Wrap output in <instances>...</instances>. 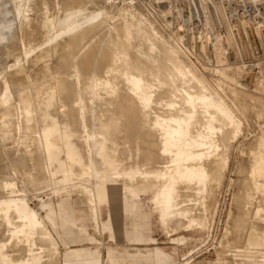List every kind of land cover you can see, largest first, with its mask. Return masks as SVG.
Returning <instances> with one entry per match:
<instances>
[{
  "label": "bare ground",
  "instance_id": "1",
  "mask_svg": "<svg viewBox=\"0 0 264 264\" xmlns=\"http://www.w3.org/2000/svg\"><path fill=\"white\" fill-rule=\"evenodd\" d=\"M103 1L107 3L7 0L10 7L4 6L12 28L0 32V54L17 63L13 69L0 70V134L15 136L19 148H14L17 167L8 164L0 170V264H54L55 256L60 260V243L50 228L58 216L52 201H42L40 208L30 198L58 192L56 179L63 185L68 181V190L60 192L76 191L83 197L77 202L96 228L99 199H113L110 192L115 190L137 196L150 193L151 209L168 236L181 228L206 229L207 218L216 209L217 188L229 170L230 141L240 134L246 118L257 116V109L264 114L259 83L252 84L257 93L250 89L251 81L240 77L237 80L248 86L243 90L235 85L226 91L218 84L230 103L189 58H200L208 70L220 61L237 65L234 57L260 41L264 17L259 23H247L240 14L229 20L225 0H195L188 14L193 11L209 28L207 36L188 27L189 18L179 7L182 2L176 0L177 22L167 20L166 28L173 30L178 46L172 33L159 31L138 7L95 8ZM215 25L218 31L213 30ZM203 43L209 45L214 63L206 61L209 52L197 53ZM252 55L253 64L242 61L240 66L255 70L264 63ZM32 56L40 63L35 68L27 64ZM246 151L248 165H242L237 192L244 201L236 200L233 224L228 214L221 245L230 244V233L239 236L237 221L245 214L250 218L253 197L264 196V129L250 139ZM21 160L35 162L30 172L22 171ZM17 170L23 175L22 186ZM34 183L38 185L29 190ZM132 208H137L135 203L111 204L117 213ZM258 220L264 222V208L256 209L244 227L242 245L233 238L235 250L264 239ZM64 225H70L68 220Z\"/></svg>",
  "mask_w": 264,
  "mask_h": 264
},
{
  "label": "rangeland",
  "instance_id": "2",
  "mask_svg": "<svg viewBox=\"0 0 264 264\" xmlns=\"http://www.w3.org/2000/svg\"><path fill=\"white\" fill-rule=\"evenodd\" d=\"M106 1H107L106 4L103 1L102 4L99 3V4L95 5V8H97V6L99 7L101 5H105V7L109 8V6H111L110 9L115 10L119 6H126L127 5L126 7H129L132 9L134 7L137 10V7H138L140 9V10L139 9L138 10L142 14L145 13V17L147 19H149V21L151 20V21L155 22V26L159 31H164L163 33L169 32L168 35H171V33H172L171 36L174 37V38L172 37L173 40L175 41L174 43H175V45H178L179 40H177L174 33L171 32L173 30H171V28H169L170 26L166 28V26H168L167 25L168 21H172V19H173V22L174 21L177 22V20L175 18L177 13H176V11L173 12L174 9L177 10V8H176L177 5L175 3H173V2H176V0H173V1L170 0L171 2L169 0H168L169 2H167V0H165L166 1L165 3L162 2L164 0H160V1L158 0L159 2L158 1L156 2V0H105V2ZM151 1L152 2L155 1V2H153V4H152ZM179 1L182 2L181 3L182 5H184V3L186 4L185 6L181 5L182 6V8H181V6H179L180 2H178V6L180 7V10L183 9V15H184L185 19H188V18H189L188 20L196 19L195 15H194L195 13H193V11H192V13H191L192 15H190V14H188L189 12L187 10L191 7V5H193V6L195 5V3H196L195 0H193L194 2L192 0H184L185 2L183 0L182 1L179 0ZM188 1H190V2H188ZM148 2H149V4H148ZM187 3L190 4V6H188ZM191 3H193V4H191ZM6 4H7V0H0V29H1L0 32H4V31L12 28V26H10V22L12 19H11V16L8 15L9 10H8V8L4 7ZM115 4H117V5H115ZM156 4L158 6H160V5L161 6L158 7ZM163 4H165L164 6H166V4H167L166 7L168 9L167 8L166 9L169 12L164 10L165 7H163ZM112 5L115 7L112 8L113 7ZM263 5H264V3H263ZM7 6L10 7V4L8 3ZM153 6L154 7L156 6V7L154 8ZM171 6L173 7L172 9H171ZM161 7H163V11L161 10L162 9ZM92 10H94V9L90 8L88 11H92ZM171 11H172V13H171ZM164 12H166V13H164ZM159 13L160 14L162 13V14L160 15ZM170 13L173 15L171 16ZM163 14H165L166 17ZM193 15H194V17H193ZM162 16H163V18H165L166 21L163 20ZM172 17H174V18H172ZM190 17H193V18H190ZM196 22H197V24L195 26H189L188 25L190 27V29L195 30V31L198 30L199 33L201 31H203L204 33H206L207 36H210L211 32L209 31V28L206 25H202L198 21H196ZM2 25H3V27H2ZM218 29H219V27L217 25H215L213 28L214 31H218ZM195 34L198 35V32H195ZM193 43H189V44L194 48ZM196 44H197V46H199L198 40H197ZM178 46H180V45H178ZM0 50H1V40H0ZM204 52H209V45H206L205 43H203L201 45V51L197 52V53L201 54ZM229 52H230L231 57H232L231 50ZM252 53L257 55L259 59H262L264 61V31L261 33L260 41H258V43H256V45H254L252 42L251 47H249L247 45L245 51H242L241 54L236 55L234 57L235 59L233 58L235 60V62L238 63L237 65H228L229 63H227L226 61H223V62L220 61V62H216V64H217L216 67L214 66L211 68V70H208L209 67H208L206 62H205L206 63L205 68H207V69L202 67V65H201L202 60L200 58L197 60L195 56L190 55V57H189V55L188 54L187 55L194 62L197 69L201 73L206 75V78L209 81V83L216 88L217 87L219 88L218 84H220L224 90L229 91V90H231V88H233L236 85L237 87H239L243 90V89L247 88L248 86L245 83H241L237 80V78L240 77L242 80H244L243 82L251 81L249 87L252 91H255L256 93L259 90H257V88H255L254 85H252V84L254 82H256V84L259 83L261 85L262 92H263V89H264V70H262V69H264V66H263L264 63H260V64L256 65L257 68L255 70H253L252 68H249V67L247 68V66H240L242 61L245 62L247 65H251L254 63V60L256 58L252 55ZM209 56H210L209 60H206V61L207 62L210 61L211 63H214L215 61L212 59L210 52H209ZM1 59L5 63H3L1 61ZM30 59H32V60H30ZM184 60L187 61L185 58H184ZM19 61H20V63H23L25 61V58L21 57L19 59ZM29 61L27 64H29V66H31L32 68H35L36 66H38V64H40L39 62H36V60L34 59L33 56H32V58L31 57L29 58ZM0 62H1L0 63V70L2 68H3V70L13 69L15 67V64L17 63L16 60L13 61L11 58H7L3 55L1 56V54H0ZM229 66H231V67L229 68ZM260 66L263 68H260ZM219 91L230 103H232V101L228 98L227 94H224L225 91H222L221 88H219ZM157 108H159L158 110L161 109L160 111H162L163 107L158 106ZM256 113H257L256 117L250 115V117L246 118L243 121V124L240 128V134H238V136L236 138L232 139L229 143V146H228V149L230 150V153L228 154L229 170L225 172L224 179H223L220 187L217 188L216 209L211 213V215L208 216V218H207V224L208 225H207L206 229H202V230L192 229L191 230V228H190V230H189V228H186V229L181 228L182 231L181 230L180 231L177 230L178 232L174 231L175 233L172 232L173 234L171 233L168 236V234H166L165 230H163V226H162L161 222L159 221L157 213L153 212V209H151L153 206H152V203L150 201V197H151L150 193H141L137 196L134 193L120 192V191H115V190L113 191V193L115 194V197L113 199L111 198V200H112L111 204H114L115 202L121 203L122 199H126L127 202L124 204H127V205H131L132 203H135V206H137V208H132L130 211L135 213V215H136V222H135L136 227L142 228L145 224H147V228L144 231L145 236L147 238L152 237L153 239H155L154 241L135 242L134 247H137L140 249L145 248V247H147L149 249H154L155 247H158L159 249L164 251L166 254H168V256L165 260H162V261L158 262L157 264H259L260 260L263 259L261 255L264 254V244L259 245V247L256 248L257 250L256 249H250L247 247H244L242 250H235V244L233 243L234 242L233 238L236 237L235 243L236 242L238 243V241H240L238 244H240V243H241V245L243 244L244 236H245V233L247 230L244 227H248V225L252 221L253 211H255V209L257 207H262L260 205H264L263 204L264 202H262V201H260V204H257V203L255 204L256 197H253L254 203L250 204V206L253 208V209L251 208V211L252 210L253 211H252V214L250 215V218H248L249 215L247 217V215L245 214V215H243L244 218H242L243 217L242 216L241 219H239V221H237V223L241 227L240 228L241 231H240L239 236H238L239 238L236 236L235 232L230 233L228 235V238L230 240V244L228 246H226L224 244H222V245L220 244V242L223 240L222 235H223L224 228L226 226V222L228 220V214H230L232 216L229 221L231 224H233V222H234L233 218H235L234 215H236L237 208H238V206L236 204L241 202V201H244V199H238L237 198V194H238L237 192L239 191V188H240V179H241V175H242V173H241L242 172V165H243V167H247V165H248L247 164L248 163V157H247L248 155H247V151H246L247 150V144L249 143L250 139H252L258 132H260L261 130L264 129L263 110L257 109ZM11 136H13V135L8 136V135H1L0 134V154H1V152L4 153V157L3 156L0 157V170L3 169L5 166L9 167L8 164L11 167H14V168L17 167L16 157L18 155L15 152L16 150L14 148L15 147L19 148V145L17 144V142H15L16 141L15 136H13V138H10ZM6 137H8V139H6L8 142L5 140ZM11 139H12V141H14V143L11 141ZM1 145H3V146H1ZM2 148H4V149H2ZM1 150H3V151H1ZM243 150H244V152H242ZM241 161H242V164H241ZM34 163L31 162L28 165V162L21 160V163L19 164V166L22 168V171H25L27 173V171L30 172L32 170V167H33L32 164H34ZM17 171H18L17 183H18V185L22 186L23 184L21 183V181H23V175H22V172H20V170H17ZM38 178H40V177H38ZM54 182H53V184H54L55 189H57L58 191L59 190H61V191L65 190L64 185L59 183L60 180L58 182L56 179ZM37 183L39 184V181ZM37 183L36 184L34 183L35 185L34 184L29 185L30 187L28 186V189L30 190L33 187L37 186L38 185ZM91 184H92V182H91ZM69 190H70V188H69ZM69 196L73 200L77 199V198H83L76 191H72ZM259 197H260V194H259ZM30 198L37 207L41 208V202L47 201L49 196L45 195V193L39 194L38 197H35V196H33V194H30ZM52 198L55 201H59L62 198H66V197L64 194H62V195H58V196L54 195V196H52ZM263 199H264V197H263ZM236 200H237V203H236ZM239 200H241V201H239ZM236 206H237V208H236ZM72 210L75 211L76 208H72ZM134 210H136V211H134ZM113 214L114 215H120L121 213H117L114 211ZM107 217H108V206L106 204L102 205L100 208L99 216H98V220H99L98 228L95 227V224H93V221L91 223L90 216L87 214V218L84 220L85 233L81 234V236H80L81 240L80 241L70 243L68 246L69 247L68 249L69 250L70 249H80V250L81 249L82 250L89 249V250H92L91 252H92V254H94L98 258L99 264H111V262L108 258L109 249H114L117 251L118 250V245H117L118 243L121 245L130 246L125 241V239L123 238L122 232L124 233V235L126 237H128V235L130 234V221L132 220L133 215L131 213H126V214L122 215L121 217L118 216L115 218L112 215L114 235H111L108 232V230L105 228L104 222L107 220ZM240 220L241 221L244 220V221L240 222ZM240 223H243L244 225H246V224H248V225L244 226L242 224L243 225V227H242ZM257 224L259 226L264 227L263 221L261 222L258 220ZM89 237H92L93 240H89L88 239ZM59 248H60V256H59L60 260L58 261V257H56V256L53 257V263L54 264H63L64 263V258H65L64 252H65V250H61L62 247H59ZM222 249H223V251H222ZM223 252H225V253L223 254ZM71 254L72 253H69L68 256H71Z\"/></svg>",
  "mask_w": 264,
  "mask_h": 264
},
{
  "label": "crops",
  "instance_id": "3",
  "mask_svg": "<svg viewBox=\"0 0 264 264\" xmlns=\"http://www.w3.org/2000/svg\"><path fill=\"white\" fill-rule=\"evenodd\" d=\"M64 187L66 188V190H68V181L66 182ZM60 191L61 190H59L58 192H49V194L47 193L45 195L49 196L48 200L52 201L50 202L52 203L54 207V211L58 215L57 220L55 221V226H50V228L53 234L55 235V237L57 238L58 242L60 243V247H62L61 250H65L64 252L65 258H64L63 264H99V260L94 254H92L91 252L92 250H89V249H84V250L70 249L69 250L68 249L69 248L68 246L70 243L80 241L81 234L85 233L84 220L87 218V215L83 210L80 209V205L77 202L78 198L73 200L69 196L70 194L67 193L68 194L67 195ZM110 193L112 194V196H114L113 190ZM62 194H64L66 198H62L59 201H55L52 198V196L54 195L58 196ZM263 197L261 195L260 197L259 195L256 196L255 204L256 203L260 204V201L264 202ZM55 202L56 203L58 202V204H56ZM99 202H100L99 211L102 205L106 204L108 206V217H107V220L104 222V224H105V228L108 230V232L111 235H114L112 215L114 218L118 216L121 217L122 215L126 213H131L133 215V218L130 221V234L128 235V237H126L124 233L122 232L123 238L130 246L121 245L118 243L117 251L114 249H109L108 258L111 264H157L158 262L165 260L167 258L168 254H166L164 251H162L158 247H155L154 249H149L147 247L140 249V248L134 247L135 242H147V241L155 240L152 237L147 238L145 236L144 231L147 228V224H145L142 228L136 227L135 213L128 210V211H123L120 215H114L111 209L112 200L109 196L100 197ZM126 202H127L126 199H122V203H126ZM260 206L262 207H257L256 209L264 207V205H260ZM72 208H76V210L73 211ZM256 209L255 211H253V214L256 212ZM59 214L66 216L65 218L67 219H65L64 217L60 218ZM66 220H68V223L70 225L68 226L64 225V221ZM245 238H246V233L244 236V241H245ZM88 239L93 240L92 237H89ZM261 244H264V239L261 240L260 242H255L252 245L247 246V248L256 249ZM69 253H72L71 256H68ZM261 256L264 259V254ZM263 259L260 260L259 264H263L262 263Z\"/></svg>",
  "mask_w": 264,
  "mask_h": 264
},
{
  "label": "built area",
  "instance_id": "4",
  "mask_svg": "<svg viewBox=\"0 0 264 264\" xmlns=\"http://www.w3.org/2000/svg\"><path fill=\"white\" fill-rule=\"evenodd\" d=\"M225 5L228 6L227 14L229 20H234L235 16L238 14H240L241 17L245 18L247 20V23H259L263 20V3L257 2L256 5H250V3L246 2L245 0H225ZM196 21H198L197 18L193 20H188L187 25L195 26L197 24Z\"/></svg>",
  "mask_w": 264,
  "mask_h": 264
}]
</instances>
